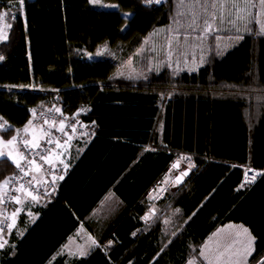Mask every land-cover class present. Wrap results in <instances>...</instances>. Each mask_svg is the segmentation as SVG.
Returning <instances> with one entry per match:
<instances>
[{
  "label": "trees",
  "instance_id": "16d2710c",
  "mask_svg": "<svg viewBox=\"0 0 264 264\" xmlns=\"http://www.w3.org/2000/svg\"><path fill=\"white\" fill-rule=\"evenodd\" d=\"M0 1V9H8L13 0ZM102 1L116 8L89 0H23L22 14L17 10L9 20L0 42V117L9 126L0 136L8 139L33 110L54 104V124L64 118L72 129L75 121L93 135L56 194L30 207L34 220L20 214L16 228L22 235H9L0 264H125L132 257V264H185L192 248L197 251L226 223L248 229L255 238L249 264L258 262L264 258V34L252 19L244 31H211L207 36L215 44L217 37L243 39L209 44L197 71L166 66L144 79H118L113 75L120 61L155 29L186 19L187 7L180 0ZM192 8L193 20L203 22L205 10ZM126 14L132 15L128 22ZM102 45L116 50V58L85 56ZM30 84L35 91L26 89ZM180 156L190 162V173L164 200L175 209L174 236L156 256L148 248L142 254L153 231L131 239L124 227L139 223L126 215ZM15 168L0 157V183ZM249 171L257 176L244 184ZM109 191L124 204L109 227L116 248H96L84 258L58 255ZM104 239L97 238L100 244Z\"/></svg>",
  "mask_w": 264,
  "mask_h": 264
},
{
  "label": "rangeland",
  "instance_id": "374dc122",
  "mask_svg": "<svg viewBox=\"0 0 264 264\" xmlns=\"http://www.w3.org/2000/svg\"><path fill=\"white\" fill-rule=\"evenodd\" d=\"M241 1H243V4L241 3ZM153 2H155V0H152V2H148L147 0V3H153ZM183 2L184 3H181V5L183 7H187L188 9V10L186 9L187 12L185 13L187 14L185 15L187 18L186 19L184 17L182 19L178 18V21L175 25L170 27L168 26V27L157 28L149 35L144 37L140 46L136 50H134V52L129 57L120 61V64L113 75L114 78H118V79L122 78L126 80L136 81L139 79H144L152 71L154 70L159 71V69L165 68L166 66L177 69L183 68L188 71H194L201 63L199 62V58L201 59L202 57L203 59L205 54H207V49L209 48V44L214 46L220 45L219 43L215 44L213 42V38L211 39L210 37L207 36L211 34V31L218 33L219 31L222 30L224 31L226 29H231L234 32L237 31L238 26L236 25L237 23L235 21L236 7H233L232 5L236 4L238 0H186ZM89 3L101 9L116 8L115 5L105 3L102 0H89ZM207 3L208 4L211 3L210 8H213L212 5L213 3H215L216 6L214 8L216 12L220 10V13L221 12L224 13L222 15L223 18L229 19L230 17V21L228 22V24H225L226 25L225 29L221 30L219 28L220 29L219 30L217 27H214V29H210L207 32L204 30L207 26L206 21H210V17H211L210 13L204 11L205 10L204 8L207 6ZM237 5L238 6L242 5L244 10L249 13H251L252 11L251 7L245 5L244 0H239V4L237 3ZM193 6L194 7L199 6L200 8L197 9L205 12V13L204 12L201 13L202 18H205L203 19V22L197 24L193 20L194 18L193 16L195 14H193L194 12L190 14L191 10L193 11L196 9V8L193 9L192 8ZM207 8H209V6ZM182 9L183 11L185 10V8ZM256 10H258L259 13L260 12L262 13L264 12V7L259 5L257 6ZM12 11L13 14H11ZM17 12H18L17 10L14 9L9 10L5 7L0 9V17H2L0 18V42L4 41L7 38L8 29L10 26L9 20H12ZM196 15L199 16L198 14ZM125 18L126 21L128 22L132 19V15L126 14ZM200 24H203L202 27H200ZM214 25H216V22H214ZM85 56L88 59H96L103 57L115 59L116 50H111L106 45H102L98 47L93 53H86ZM57 109L58 108L54 104L51 105V108L49 107V109L46 110L48 111L51 110V112L57 115L58 113ZM30 121H32V123L30 124L31 126L37 128L38 130L39 129L43 130L44 124H41V122L39 121H34L33 118H31ZM18 132L24 135L22 131L18 130ZM13 136L14 133L8 139H3L0 136V140L6 142L8 140H11ZM59 146L61 145L59 144L57 147ZM17 152H18V148L15 143L8 147H4V145L0 143V153H2L0 157H7L12 161H15ZM174 162L177 163L178 168L175 169L172 166H170L166 171V173L164 174V177L159 181L158 187L154 188L148 194L149 201H151V203L153 204L154 209L155 208L157 209L156 216L160 219L161 218L164 219V225L166 231L170 229L172 221L175 219V209L172 208L170 205L165 204L164 200L166 199L165 198V196L167 195L166 193H170L173 192V190H175V185L177 183L176 181L174 182L173 177L174 176L176 177L177 174L184 169H190V162H188L184 156L178 157V159L176 161L174 160ZM20 201L21 202L18 203V205H16V207L14 208V212H16L15 222L13 223L11 229H9L5 234L3 241L2 238L0 240V244L2 242L3 246H5L8 243L9 235L14 230L16 235H20L22 233L16 228V224L20 214L26 215L27 220L29 222H31L35 218V214L30 209V207L32 206L31 204L32 202L29 201L28 196H25L23 194L21 196ZM111 201H113V197L108 195L103 201L104 206H109ZM17 209H19L18 212L16 211ZM229 226L238 227V225L236 224H229L228 226L222 229L219 228L217 231H215L214 235L212 236V238H210L208 242L206 243L203 242L198 247L197 251L194 248H192L189 259L185 264H188L190 260H193L194 264H209V261H211V264H224V263L235 264V261L237 259V254L241 252L243 249L239 250L236 246H234L237 240V235L234 230H229L230 229ZM5 241H7V243H4ZM201 250L204 251L207 259L199 255ZM221 253H223V256H221ZM222 259L224 263L222 262Z\"/></svg>",
  "mask_w": 264,
  "mask_h": 264
},
{
  "label": "crops",
  "instance_id": "0c3cea01",
  "mask_svg": "<svg viewBox=\"0 0 264 264\" xmlns=\"http://www.w3.org/2000/svg\"><path fill=\"white\" fill-rule=\"evenodd\" d=\"M244 1L246 6L252 8V11L251 13L245 11L242 5L236 7L235 21L237 23L236 25L238 26L239 30L240 31L246 30L249 26L248 20L252 19L255 21L258 30L264 34V32L261 31L262 27H264V12L259 13V11L256 10L257 6L260 5L259 0H244ZM237 3L239 4V0ZM241 3L243 4V1H241ZM208 6L209 8H207ZM210 7H211V3L210 4L207 3V6L205 7V12L211 14L210 21H207V23L212 25L211 29H214V27H217L218 29L220 28L221 30L225 29L226 28L225 24H228V22L230 21V17L229 19L228 18L225 19L222 16L224 13L222 12L220 13V10L216 12L214 7H213L214 9ZM238 16L241 17V19H237ZM214 22H216V25H214ZM217 40H218L217 42L220 45L227 46L229 44L231 45L236 44L240 39H236V38L229 39L222 37ZM202 60H203L202 57L201 59L199 58V62H202ZM200 65L201 63L199 64V66ZM199 66L194 71H197ZM30 120L31 118L29 119V121ZM28 122H26L18 130L22 131L26 136V138L35 144H40L43 141H45L48 134L51 131L58 129L57 128L58 125L59 126L61 125L60 122L56 124L53 123L49 125H44L43 130L40 129L38 130L37 128L31 126ZM25 126H27L28 128L27 132L24 131ZM92 136L93 135L90 132H88L86 128H84L81 124H78L74 121L73 127L70 130V132L61 140L60 143L61 146H59L54 151L47 153L45 155L49 158L48 162H46L45 160H41L39 162V166H40L39 170H37V167L34 168L32 173L33 179L38 184L51 183L54 187H57L58 184L62 181V179H59V177L60 176H63V178L65 177L67 172L72 167L74 161H76L84 151L86 145L88 144ZM140 148L141 150H147L146 145L143 146V148L141 145ZM12 162L15 165L16 162L20 163L19 151L17 152L16 160ZM65 165H68L66 169H65ZM130 165H132V163ZM174 165H177L176 162H173L171 166L175 169L178 168V167H174ZM48 168L54 169L57 173L53 176H46L43 173V170ZM163 177H164V173L159 177L158 180H156L155 184L151 186L150 190H148V192L145 194L143 200L139 201L137 203V206L135 205L134 207L130 208L128 214L126 215V217L130 218V223L131 222L139 223L138 227L133 225V228L131 230H128L127 228L129 227L127 226L124 227L125 230L124 233L127 234L128 237H131V239H135L136 236L139 235L140 233L146 234V233H151L153 231L151 235L152 240H150L149 244L146 245L145 249L142 251L143 252L142 254H145L147 251L146 248H148V252L156 253L155 254L156 256L158 253L162 252L165 246L164 245L165 239L166 238L171 239L175 233L174 231L175 219L172 221L170 229L169 230L167 229L168 231H166L164 225V219L162 218L160 219L156 216L157 209L156 208L154 209L153 204L148 199V194L154 188L158 187L159 181ZM173 180L175 182V176L173 177ZM5 186L6 185H3L2 182L0 183V197L5 191ZM50 192H51L50 197H43L37 199L36 201H33L31 198L28 197L29 201L32 202L31 203L32 205H38V206L44 205L46 201H49L51 197L56 194V191L54 193L53 188H51ZM108 195L113 197V201H111L109 206H104L103 201ZM123 208H124V204L122 203V201L116 198L111 191L107 192V194L102 198V200L98 204H96L95 208L91 210L90 214L84 219V221L79 222L77 228L68 236L66 241L61 245L60 250L58 251L57 254L68 258H84L87 257L96 248H99L104 253H107V251L108 252L113 251L116 248L117 241L115 239L116 236L114 230H110L109 227L112 226L114 223H116V220L118 218L117 216L119 215V213L122 211ZM146 216L148 217L147 220L145 219ZM86 222L88 223V226ZM229 224L238 225V227H230L229 230H234L237 235V240L234 246H236L239 250L244 249V247L247 246L248 244L249 237L248 234L243 232V228L245 227L244 226L243 228L240 227L242 226L241 224L226 223L218 227L215 231H217L219 228L222 229L228 226ZM215 231H213L209 236L206 237L204 243L208 242L210 238H212ZM97 238H103V239L105 238L103 244H100ZM93 241H95L96 243L93 244ZM82 252L85 254L81 255L80 253ZM125 252L126 251H124L123 253ZM129 253H132L131 249ZM134 260L135 258L132 257L130 260H127L125 264H132Z\"/></svg>",
  "mask_w": 264,
  "mask_h": 264
},
{
  "label": "built area",
  "instance_id": "2783aa9c",
  "mask_svg": "<svg viewBox=\"0 0 264 264\" xmlns=\"http://www.w3.org/2000/svg\"><path fill=\"white\" fill-rule=\"evenodd\" d=\"M7 7L9 10H18L22 14L23 0L22 3L21 0H13L7 4ZM11 14H13V11L11 12ZM26 89L30 91H35L36 87L30 84L26 87ZM31 118H33L34 121H39L43 123L44 125L52 124L57 120L56 115L52 113L51 110L48 111L46 109H35L34 111H32ZM5 122V120L0 119V125H3V128L8 129L9 126ZM61 122L63 123L60 125L59 129L57 130V133H49L45 141L39 144V147H34L35 144H33L29 139H27L24 135L20 134L18 131L14 132V136L17 138L14 143L16 144L19 151L20 164L25 170L28 171V175H24V172H22L19 168L16 167L14 173L10 176L15 177V179H9V184L5 186V191L0 197V240L1 238H3L4 234L9 229H11L13 225L14 208L16 207V205H18L16 200L12 199L13 197H19L20 199L21 195L24 194L25 196L31 198V196L27 194L28 192H31L33 195L37 196V199H40L43 197H50L51 188H53L54 193L55 191L57 192V187H54L51 183H46L47 185L38 184L33 179L32 173L36 165H39V162L42 160L40 156H45L47 153H50L53 150L57 149V146L61 143V140L69 133V130L71 129L70 120L61 118L60 123ZM25 140L28 141L27 146L24 144ZM48 141H51V143H48ZM21 156H23L24 159H21ZM29 160H35L36 164H29ZM43 173L46 176H53L57 172L54 169L48 168L43 170ZM253 176L256 177L257 172H247V175H244L243 183H249L246 181ZM21 185L24 186L23 190H14L19 189Z\"/></svg>",
  "mask_w": 264,
  "mask_h": 264
},
{
  "label": "snow or ice",
  "instance_id": "6c2138e0",
  "mask_svg": "<svg viewBox=\"0 0 264 264\" xmlns=\"http://www.w3.org/2000/svg\"><path fill=\"white\" fill-rule=\"evenodd\" d=\"M148 2H152V0H148ZM155 2H156V3H159L160 0H155ZM180 2L183 3V0H180ZM21 3H22V0H21ZM259 3H260V5H261L262 7H264V0H259ZM212 6L215 7L216 4L213 3ZM221 6H222V5H221ZM232 6H233V7H238L237 4H233ZM253 6H254V5H253ZM0 18H2V17H0ZM237 19H241V17L238 16ZM206 25H207V26H206V28H205L204 30L207 32V31H209V30L211 29L212 25L209 24V23H207V21H206ZM190 27H191V25H190ZM237 31H239V28H237ZM261 31L264 32V27H262ZM5 38H6V37H5ZM201 38H202V37H201ZM217 39H219V37H217ZM236 39H243V37H242V36H237ZM0 59H3V57L0 56ZM33 111H34V110H33ZM57 111H59V109H57ZM0 119H3V118L0 117ZM5 123H7V122H5ZM28 123L31 124L32 121H29ZM62 123H63V122H61V124H62ZM0 129H3L5 132L8 131V129L3 128V125H0ZM24 131H25V132L28 131L27 126H25ZM16 139H17V138H16L15 136H13L11 140H8V141H6V142L0 140V143H2V144L4 145V147H8V146H10V145H13L14 142L16 141ZM48 143H51V141H48ZM24 144L27 146L28 141L25 140V141H24ZM34 147H39V144H35ZM0 155H2V153H0ZM40 158H41L42 160H45L46 162H48V159H49L47 156H43V155H41ZM21 159H24V157L21 156ZM28 163H29V164H32V165H35V164H36L35 160H29ZM16 167L19 168L22 172H24V175H28V171L25 170V169L21 166V164H20L19 162H16ZM36 167H37V170H39V167H40V166H39V165H36ZM67 167H68V165H65V169H66ZM174 167H178V165H174ZM185 175H187V171H183V172H181V173H180V176L176 177V179H177V180H180L181 177H183V176H185ZM246 175H247V173H246ZM255 178H256V177L253 176V177L249 178L246 182H249V183H250V182L254 181ZM9 179H15V177H10V178H8V179H5V180L2 182V184H3V185H8V184H9ZM59 179H63V176H60ZM243 186H244V185L242 184L241 187H243ZM23 189H24V186L21 185L19 189H14V190H15V191H21V190H23ZM27 194L31 196V199H32L33 201H36V200H37V196H36V195H33L31 192H28ZM45 194H47V193H45ZM12 199H15L17 203H20V202H21L20 199H19V197H13ZM16 211L18 212L19 209H17ZM177 211H179V210H177ZM15 215H16V212L13 213V222H15ZM145 219L147 220L148 217L146 216ZM229 227H231V226H229ZM240 227L243 228V226H240ZM243 232L246 233V234H248L249 240H248V244H247V246H245L244 249H243L241 252H239V253L237 254V259H236V261H235V264H241V261H242V264H249V257H252V253H253V251H254L253 244H254V240H255V238L251 236V234L249 233V231H248L247 228H243ZM21 235H22V233H21ZM4 243H7V241H5ZM95 243H96V242L93 241V244H95ZM0 247H3V244H0ZM205 247H206V245H205ZM80 254H81V255H84L85 253L82 252V253H80ZM199 255H200L201 257H204L205 259H207V257L205 256V253H204L203 250L200 251ZM221 256H223V253H221ZM218 259H219V258H218ZM253 261H254V264H264V258H259V259H258V262H256V258H253ZM188 264H194V261H193V260H190V261L188 262ZM209 264H211V261H209Z\"/></svg>",
  "mask_w": 264,
  "mask_h": 264
},
{
  "label": "water",
  "instance_id": "95a60500",
  "mask_svg": "<svg viewBox=\"0 0 264 264\" xmlns=\"http://www.w3.org/2000/svg\"><path fill=\"white\" fill-rule=\"evenodd\" d=\"M183 171H187V175L190 173V170H189V169H184V170L180 171V172L177 174L176 177L180 176V173L183 172ZM187 175L181 177L180 180H177L176 177H175V181H176V183H177V184H180V183L183 181V179H184Z\"/></svg>",
  "mask_w": 264,
  "mask_h": 264
}]
</instances>
